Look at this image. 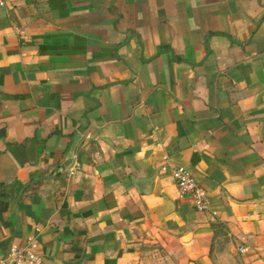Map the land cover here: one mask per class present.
<instances>
[{"label": "crops", "instance_id": "obj_1", "mask_svg": "<svg viewBox=\"0 0 264 264\" xmlns=\"http://www.w3.org/2000/svg\"><path fill=\"white\" fill-rule=\"evenodd\" d=\"M35 234L46 264H264V0H0V256Z\"/></svg>", "mask_w": 264, "mask_h": 264}, {"label": "built area", "instance_id": "obj_2", "mask_svg": "<svg viewBox=\"0 0 264 264\" xmlns=\"http://www.w3.org/2000/svg\"><path fill=\"white\" fill-rule=\"evenodd\" d=\"M173 177L180 192L193 198L197 210H211L208 192L191 170L179 166L173 170ZM39 247L38 234L32 235L26 244L13 246L8 256H0V264H46Z\"/></svg>", "mask_w": 264, "mask_h": 264}]
</instances>
